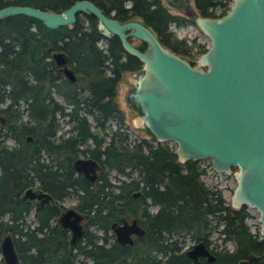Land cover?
I'll use <instances>...</instances> for the list:
<instances>
[{"label": "trees", "instance_id": "trees-1", "mask_svg": "<svg viewBox=\"0 0 264 264\" xmlns=\"http://www.w3.org/2000/svg\"><path fill=\"white\" fill-rule=\"evenodd\" d=\"M73 1L0 0V6L28 4L60 11ZM90 1L120 21L138 17L163 45L182 55L194 57L205 49L193 39L186 43L173 35L169 23H183L185 19L169 13L160 0ZM193 1L201 15H219L227 8L222 0ZM100 39L104 47L97 45ZM53 51L65 55L75 80L61 74L50 57ZM139 66L115 36L99 34L90 14L76 13L70 28H47L23 14L0 18V114L4 118L0 124V237L5 232L12 235L19 264H85L84 256L91 257L93 264L106 260L109 264H151L150 249L167 248L162 239H152L155 227L189 232L193 240L207 243L210 229L220 225L222 240H231L233 246L228 250L215 245V259L209 264H235L249 252L257 255L250 264H264V239H257L248 229L246 206L232 208L218 190L204 186L198 161L178 162L166 143L153 144L144 138L131 144L122 142L126 134L118 129L123 115L116 106V84L123 71ZM56 92L65 103L57 100ZM59 117L70 125L65 137L55 135ZM111 119L117 122L114 129L108 122ZM42 153L64 161L58 158L61 161L53 166V160L43 161ZM80 154L95 158L100 170L99 187H85L80 194L84 203H78V208L86 210L90 224L103 233L112 220L127 214L136 217L144 231L132 244L113 242L105 247L96 243V232L86 231L69 247L64 231L52 225L58 212L56 203L35 209L33 224L26 222L31 206L19 198L22 190L37 186L55 198L66 194L68 186L76 183V177L70 179L71 160ZM66 169L70 174L64 176L61 170ZM109 170L127 179L119 178L114 184L106 176ZM138 188L142 189L141 196H133L130 192ZM149 203L159 205L157 213L149 212Z\"/></svg>", "mask_w": 264, "mask_h": 264}, {"label": "water", "instance_id": "water-1", "mask_svg": "<svg viewBox=\"0 0 264 264\" xmlns=\"http://www.w3.org/2000/svg\"><path fill=\"white\" fill-rule=\"evenodd\" d=\"M162 4L189 17L207 37L208 45L195 57L163 45L138 17L120 21L90 0H75L60 11L6 4L0 6V18L23 14L47 28H70L76 13L93 16L102 37L115 36L122 49L140 62L127 77L129 88L124 93L126 104L134 110L132 124L155 143L173 142L178 162L208 158L214 171L232 174L228 204L253 208L258 233L264 239V0H230L217 16L197 13L189 0H162ZM50 57L64 77L75 80L61 51H53ZM3 122L0 114V124ZM71 166L92 180L98 162L77 156ZM19 198L36 207L53 200L33 186L23 189ZM81 219L82 214L73 207L57 215V223L69 231V247L81 234ZM109 226L115 241L122 244L131 243L132 234L144 231L135 217L113 220ZM185 253L191 258H214L202 241L192 243ZM0 257L3 264H18L9 232L0 237ZM256 257L249 252L235 264H248Z\"/></svg>", "mask_w": 264, "mask_h": 264}, {"label": "flooded vegetation", "instance_id": "flooded-vegetation-1", "mask_svg": "<svg viewBox=\"0 0 264 264\" xmlns=\"http://www.w3.org/2000/svg\"><path fill=\"white\" fill-rule=\"evenodd\" d=\"M161 1V0H160ZM224 3L226 0H222ZM192 3V4H191ZM162 4V2H161ZM189 4L194 8V10L198 13V11L196 10V7H195V4H194V1L193 0H189ZM163 5V4H162ZM228 6V5H226ZM166 9H171V8H166ZM174 10V9H173ZM168 11V10H167ZM176 11V10H175ZM178 12V11H177ZM180 14H182L184 19L186 17V21H189V22H192L193 21L187 17L186 15H184L183 13L181 12H178ZM207 16H210V15H207ZM217 16V15H215ZM191 20V21H190ZM175 23V22H174ZM184 23V22H183ZM182 24V23H181ZM202 33V32H201ZM128 39H130V37H128ZM185 40L186 43H188V40H186L185 38H183ZM193 38H191L192 40ZM102 40V39H100ZM98 40L97 43L100 41ZM195 41V39H193ZM103 41V40H102ZM198 42V41H197ZM139 43V41H138ZM200 43V42H199ZM137 44V43H136ZM203 44V43H201ZM204 45V44H203ZM103 47H104V41H103ZM168 47V46H167ZM176 52V51H175ZM178 53V52H177ZM180 54V53H179ZM185 56V55H184ZM188 57V56H186ZM59 68V66H57ZM137 69V68H136ZM134 69V70H136ZM134 70H129L130 72L134 71ZM60 71V70H59ZM124 72V71H123ZM62 74V73H61ZM122 74V73H121ZM63 75V74H62ZM64 76V75H63ZM55 94H59V93H55ZM70 127V125H69ZM69 127L65 130H61L59 131L60 127L57 129V131L55 132V135L58 136V137H65L69 134ZM106 138V137H105ZM78 156H81V157H91V156H88L86 154H80ZM77 157V156H75ZM74 157V158H75ZM52 158V159H51ZM58 158H61V157H52L46 153H42V159L45 163H52V160H53V163L54 165L53 166H57V162L56 161H61V159L63 160V158L59 159ZM93 158V157H91ZM95 159V158H93ZM96 160V159H95ZM64 161V160H63ZM72 161V160H71ZM97 161V160H96ZM98 162V161H97ZM59 164V163H58ZM70 166H71V163H70ZM56 168V167H55ZM72 168V173H71V176H70V179L72 180V178H75L76 179V183L74 185H70L68 186V189H69V192H67L66 194H63L62 196L60 197H57L55 198L54 196H52V194H50L49 192H47L45 189H43L42 187H37V186H33V187H36V188H39L45 192H47L48 194H50L53 198V200L49 203L53 204V203H56L57 206L56 208L58 209V212L57 214L53 217L52 219V225L53 224H56L58 228H60L61 230L64 231V234H65V237H66V241H67V245L69 246V243H68V238H69V231L68 229L66 228H62L56 221V218H57V215L59 214V212L61 210H63L64 208L66 207H73L75 210L79 211L81 214H82V219L80 220L81 224H82V231H81V234L80 236L73 242L72 246L80 239H82V235L84 234V232L86 231H90V233H94V225H91L90 222H89V213L84 210V209H80L78 208V203L82 204L84 203V199L81 200L80 199V194L84 193V188H91V189H97L99 186L96 184L99 182V170H100V166H99V163H98V166L96 167L95 169V173H94V177L92 180H90L89 178H87L82 172L80 171H76L73 169V167L71 166ZM69 169H66V170H61V172H65V174L63 173V175L67 176L69 175ZM110 171V170H109ZM109 171L106 173V176L109 178L110 180V174H109ZM114 171V170H113ZM115 172V171H114ZM58 173H60V170H58ZM117 173V172H115ZM131 174V173H130ZM118 175H122L120 173H117V180L116 182L110 180L112 183L116 184L120 181L119 178H124V177H120ZM132 175V174H131ZM135 175H136V172H135ZM133 175V176H135ZM127 179V177L125 178ZM113 187H115L114 189L117 190L116 186L114 185ZM112 188V187H111ZM105 190H108V187H104ZM133 196H141V193H142V189L138 188V189H135V190H132L130 192ZM68 194H72L74 196V202L72 204H70L69 206H64L63 204V200L65 198V196H67ZM24 201H28L30 203V209L29 211L31 210L32 212V222H33V212L35 209H38V208H41L43 207L45 204H48V203H44L43 205H40L39 207H36L35 204H33L32 202H30V200H24ZM116 202L120 203L119 200H117ZM148 202V201H147ZM152 208V209H151ZM158 208H159V205L157 203H154V204H148L147 205V209L149 210V212H153L154 214L157 213L158 211ZM27 211L25 215H27V213L29 212ZM91 212V211H90ZM152 213V214H153ZM126 218V219H130L131 217L133 216H130V215H125V216H122L120 217L118 220L116 221H119L121 218ZM136 218V217H135ZM137 219V218H136ZM26 220V218H25ZM209 220H211L209 218ZM113 221V220H112ZM110 221V222H112ZM26 222H29L26 220ZM109 222V224H110ZM137 222L139 223L138 219H137ZM140 224V223H139ZM92 227V228H90ZM142 227V226H141ZM155 231L153 230V235H152V239H155L158 240V238L162 239L163 240V243L165 244V247H167L166 249H162L161 247L160 248H157V247H154L150 249V258H151V264H204V263H212L215 259V250H216V243L212 242L209 238V234H210V231L212 230L213 231V228L210 229L209 233L207 234L206 238L208 239L207 243L203 240V239H196V240H193V238L190 237V234L189 232H176V231H172V230H168V229H161V230H158L156 229V227L154 228ZM143 234V233H142ZM142 234L140 235H131L132 236V242L129 243V244H132L135 240V238L141 236ZM95 239H96V243H99L101 244L102 246H105V247H110L111 244H113V242L119 244V245H126L128 243H118L117 241H115L114 239V235L110 229V226H109V230H107L105 233H103V231L100 229V231L95 235ZM201 237V236H200ZM188 241L185 243V241ZM196 241H202L205 245V247L212 253L214 254V258L212 260H207L206 257L204 255H196L195 258H191L189 256L186 255L185 251L189 248V246L196 242ZM230 241V245H231V248L233 246V243L231 240ZM82 243V241H81ZM171 243V244H170ZM116 244V245H117ZM174 244V246H172ZM153 245V243H152ZM71 246V247H72ZM116 247V246H115ZM220 247V246H218ZM230 248V249H231ZM228 249V248H227ZM16 250V249H15ZM229 250V249H228ZM91 257H88V256H84L83 257V260L85 262V264H92L90 263L91 260H90ZM189 258V259H188ZM257 258V257H256ZM85 259H88V263L86 262ZM255 259V258H253ZM250 261L251 260H248V264H250ZM18 264H19V261H18ZM97 264H109L108 261H102V262H99Z\"/></svg>", "mask_w": 264, "mask_h": 264}, {"label": "rangeland", "instance_id": "rangeland-1", "mask_svg": "<svg viewBox=\"0 0 264 264\" xmlns=\"http://www.w3.org/2000/svg\"><path fill=\"white\" fill-rule=\"evenodd\" d=\"M225 4L229 5L230 0H226ZM167 10L171 14L183 16L182 14L178 13L173 9H167ZM168 27L169 30L173 33V35H175L177 38H185L186 40H188V43H191V38H193L195 39V41L203 43L204 46L208 45L207 37L201 33V31L197 28V26L194 23L186 21V17L184 23L181 24V23L170 22ZM130 42L136 44L138 43V40L134 37H130ZM97 45L103 46V41L100 40L97 43ZM195 56L196 54H194V57ZM130 74H131L130 71L122 72L120 79L116 84V97H115L116 106L123 115V119L121 120V122H119L120 127L118 129L120 132H125L126 134V138H124L122 142L131 144L134 142H138L141 138H144L147 141H150L154 144L155 142H153L149 138V136L146 134V132L143 129L136 128L131 122V118L133 117L134 110L126 104L124 98V93L129 88L127 77H129ZM54 95L58 101L65 103L63 97L60 94H54ZM21 106H24V104L22 103ZM23 118H26L25 114H23ZM86 118L89 121H91V116L89 114H86ZM108 122L111 126L110 128L114 129L116 127L117 122L115 120L111 119ZM59 126H60L59 131L65 130L69 127V123L64 122L63 119L59 117ZM7 142L12 143V140L8 138ZM166 144L171 148L175 146V144L171 141H167ZM198 165L203 169L201 174L199 175V178L202 181L203 185L208 188L218 190L221 196L223 197V199L226 202H228L231 189L234 185V178L232 174H224L221 172L214 171L210 166V159L208 158L198 160ZM109 174H110V180L116 182L117 173H115L113 170H110ZM131 174L135 175V172H132ZM118 176L126 178L124 174ZM73 202H74V196L72 194H68L67 196H65L63 200L64 206H69ZM246 210L250 214L244 219L246 225L248 226V229L250 230V232L255 233L257 239H261L258 233L257 212L251 207H246ZM25 218L27 221L33 224V222H31L32 221L31 210L27 213V215H25ZM210 219H211L210 222L213 223L214 219L213 218ZM219 228L220 225L213 228V231L212 230L210 231L209 238L212 242L216 243V245L228 248L230 250L231 248L230 241L229 239L222 240V234L219 232ZM99 231L100 229L94 227V232L98 233ZM186 242L188 241L186 240L185 243ZM263 249H264V243H263ZM78 258L81 259L82 255H79ZM85 260L87 263L89 262L88 259ZM90 263H92V260ZM49 264H53V263H49Z\"/></svg>", "mask_w": 264, "mask_h": 264}, {"label": "bare ground", "instance_id": "bare-ground-1", "mask_svg": "<svg viewBox=\"0 0 264 264\" xmlns=\"http://www.w3.org/2000/svg\"><path fill=\"white\" fill-rule=\"evenodd\" d=\"M111 37V36H110Z\"/></svg>", "mask_w": 264, "mask_h": 264}]
</instances>
